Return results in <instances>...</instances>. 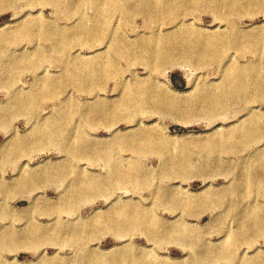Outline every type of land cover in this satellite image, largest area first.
Here are the masks:
<instances>
[{
	"label": "rangeland",
	"instance_id": "obj_1",
	"mask_svg": "<svg viewBox=\"0 0 264 264\" xmlns=\"http://www.w3.org/2000/svg\"><path fill=\"white\" fill-rule=\"evenodd\" d=\"M72 1L68 0V6L78 9V4ZM141 1L127 0V4L129 6L133 5V9H135V7L140 6ZM161 2L158 7L171 8L177 3L175 0H161ZM100 3L105 4V6L108 4L107 0H84L83 3L79 4V7H82L83 14L91 18L92 21L109 15V12L97 7ZM200 4L202 6L200 5L195 10L190 8L192 11L188 8H185V11L177 10L174 13V18H171L172 20H160L158 25L162 29L160 34L168 31L179 33V30L185 28V25L189 26L188 28L191 30L205 31V33L214 36L230 34V31H232V28L229 27V25L231 26L230 20H227V22L224 19L225 22H223L222 15L214 11L205 1ZM241 5L244 6L243 13L240 14L242 17L235 16L237 14L232 17V20L236 21H234L236 27H238L235 30L252 31L262 27L263 31L264 11L247 1H242ZM133 9L129 13L118 11L110 14L107 17L105 29L99 28V25H97L96 35L90 37V39L94 41L100 37L101 44L86 42L76 44V46L74 45L68 49L67 58L70 59L69 61L104 60L103 63L106 62L104 65L106 64L109 73L112 74L105 78L101 76L93 78V88L84 90V92L66 84L61 90V102L63 103L62 108H64L62 110L64 112H61L58 107L60 101L57 98L47 99V92L44 91L45 88H49L47 78H38L44 74L61 75L64 69L58 61H40L37 59L38 64L36 65L31 63V65L18 68V72L12 74L16 78H5V76L0 75V109L15 111L12 105V96H14L15 91L21 92L20 96L22 98L20 97V100L24 99L30 107L27 111L17 109L5 119L4 123L0 122V264H70L71 262L72 264H86L91 257V250L95 248L94 251L103 259L101 264L103 262L104 264H137L138 259L141 260V264L151 261V259L155 264H164L168 260V264H240L241 260L242 263H245L247 260L250 261L251 258L264 259V235L256 229L259 226L257 224L260 222L251 223L250 220L248 221L245 218L246 212L254 207H257L256 211L261 206V209H264V138H258L257 144L256 140L254 141L249 136V143L246 147L241 148L242 145H240L238 146L239 150L236 148L231 153L229 151L231 149H226L224 152L223 147H221V151L209 145L210 140L216 138L218 134L223 135L233 129L246 130L249 126L247 123L254 114H258V117L264 116V97L262 99L257 98L254 102H252L253 100H242L241 102L238 99L229 100L224 111L220 113L222 116L211 115L203 109L199 110L197 108L186 109V107H182L176 111L173 108L171 109L169 105H163L155 113H146V116H139L137 120H143L139 125H137V120L131 121L132 124L123 117H117L112 122L107 123L101 117L95 118L91 112L88 115L86 114V106L95 104L96 100L101 103L107 102L108 105L121 100L123 94L119 90L118 79L114 75L118 70L122 72V77L128 80L130 84L135 81L139 83V81L151 76L149 69L142 64L136 63L134 65V63L129 66L128 61H130L131 56L129 57L124 51H115V45L111 44L121 33L126 39H130L129 41H136L135 43L143 41L144 38H149L151 28H148V22L145 20L146 18L144 19L145 14H140V12ZM30 11L32 14H39L50 20L58 19V21L68 26H75L79 24L80 20L79 15L75 13L68 16V19L62 18L61 13L54 6L47 5L32 8L28 5L27 0H19L12 7L0 13V26L5 25V29H11V26L14 27ZM184 17L186 20H183ZM6 24L8 25L6 26ZM225 29L230 31L227 30V32ZM31 47H33V43L25 38L14 48H18L17 50H23L24 48L23 51L27 53ZM39 47L44 51H52L53 45L42 43ZM231 54L233 56L231 59H216L205 65L195 64V62L190 64L185 60L172 61L164 67L165 69L163 68L164 70H160L161 74L160 72L157 73L158 86L161 87V90L165 87L163 91L170 93L172 96L175 94L174 96L179 97L180 100L188 102L191 99H197L204 88L222 81L223 78L227 77L230 67L242 65L240 63L249 66L258 62L261 72L258 78H262L260 76L264 74V60H262L264 56L260 55V58H258L259 55L253 52L240 56L235 50H232ZM222 61L225 62L221 63ZM179 62L180 64H178ZM182 63H188V65ZM228 66L230 67L228 68ZM158 75L161 76L158 77ZM178 95H181V97ZM70 98L82 105L81 114L69 110ZM252 103L255 104L252 105ZM246 107L247 110H244ZM250 109H253V111H250ZM177 112L179 113L177 114ZM199 112H202L203 115ZM63 114L67 117L66 122L62 118ZM179 114L181 120H185L184 122L180 121ZM91 115L93 117H90ZM49 122H53V129L56 132L62 131L63 128L67 129L68 137L65 136L73 144L75 141L80 143L79 140L83 142L90 138L94 142L95 140L98 141V144H109L110 141L112 143L116 138L132 134L137 128L146 130L149 128L147 131L155 134L153 138L156 140L154 139L155 142L152 140V143L158 144L157 148L161 149L159 151L155 147H151L150 142H148L149 144L147 143L145 146L147 148H145L144 155H141L144 169L152 176L145 178L141 187H135L129 183L118 185L120 183L116 182L115 187L110 189L109 193H101L98 190L96 191L95 188L87 189L85 185L93 183L88 181L95 178L99 181L106 179V186L110 185L114 181L112 175L116 167H127L129 162L131 163L133 160L127 162L120 157H111L112 159L105 158L106 161H100L96 157L98 161L95 162L83 158H72L65 148H61L59 144L40 143L37 139L42 135V127ZM157 137L160 138L161 142L157 140ZM22 139L24 140L22 141ZM24 142H27V145L23 144ZM158 142L162 144L159 145ZM208 146L211 147V151ZM247 147L248 149H246ZM118 151L126 158L133 155L131 151L121 149H118ZM200 151L203 153H200ZM259 167L261 168L259 169ZM30 175L37 177L36 180L33 179L36 183L33 182V184V180H27L28 178L31 179ZM29 181L32 184H29ZM32 185L34 186L32 187ZM147 185L148 187H145ZM165 189L171 190V193H174V198L168 199L166 203H155L157 206L155 212L163 218L165 225L171 226L170 228L167 225L168 228L175 229V231L167 233L164 238L153 239L148 231H145L144 226H133L130 221L124 220L125 224L128 225L121 228L119 226L121 220L109 219L114 213L118 214L115 210L121 203L119 201H125L126 199L132 201V203L135 201L149 204L159 198L157 190L161 192ZM213 192L218 199L211 196V202L209 203L188 208L179 203L181 197L192 194L193 198L200 197L203 199L205 195L208 196V193ZM70 199L73 200L71 206L66 203ZM31 205L32 207L29 208ZM112 221H114L115 226ZM181 221L185 223L184 226ZM59 224H65L68 230L73 226H91L89 229H92L91 233L93 234H90L92 239L89 240L88 237L89 241L86 239L83 242L81 240V242L74 241L75 244L67 242L68 236L66 235L67 238L65 239V234L61 237L59 235L60 238L56 236L53 239L52 237L55 236ZM39 225L41 228L38 227ZM46 229L49 234L48 239L44 241L41 239L40 234L44 230L47 231ZM9 231L23 235L26 233L24 243L20 241V243L14 245L13 241L9 244V247H13L5 248L6 246L4 244L3 246L1 241L4 239L5 232ZM175 232H178V234L175 235ZM179 232L181 235H179ZM187 232L189 234L188 241L184 237ZM61 242L63 247L59 244ZM24 245H26V248L23 247ZM201 246H204V250L200 249L199 252L197 248ZM152 248H154V257L148 258L146 256L147 250ZM87 251L89 253H86ZM197 252L199 253L197 254ZM233 253L236 256L235 259L230 256Z\"/></svg>",
	"mask_w": 264,
	"mask_h": 264
},
{
	"label": "bare ground",
	"instance_id": "obj_2",
	"mask_svg": "<svg viewBox=\"0 0 264 264\" xmlns=\"http://www.w3.org/2000/svg\"><path fill=\"white\" fill-rule=\"evenodd\" d=\"M18 1L19 0H0V13L2 11H4L5 9L12 7ZM175 1L178 4L177 3H176L177 5L174 4L175 6L174 7L172 6L171 8L158 7V5L160 3H162L161 0H142L139 3L140 6L135 7V9H133V5L129 6L127 4V0H107V2H108L107 6H105V4H101V3L99 5H97L98 8L109 12V15L116 13L118 11L129 13L132 9L137 11V12H140V14H142V13L145 14L146 17H144V16L143 17H144V19L146 18L145 20H147V22H148V25H149L148 28H151V31L149 30L151 32L149 38H147V39L144 38L145 40L143 39V41L135 43L136 41L135 42L129 41L130 39H128V38L126 39L121 33V35H118L115 38L114 43L111 42V44L115 45V51H117V52L118 51H124L129 55V57L131 56L130 61H128L129 66L134 64V63H135L134 65H136V63H138L139 65L142 64L147 69H149L151 76L149 78H147V76H149V75H147L146 76L147 79L139 81V83H137L135 81V79H133V81L136 82V84L134 85L135 82L133 84H130L128 80H125L122 77V72L118 70L116 73H114V75L118 79L119 90L123 94L121 100H119L118 102H116L112 105H108L107 102L106 103L97 102V100H96L95 104H90L88 106L85 105L86 109H87V112H86L87 115H88V113L90 114V112H91V114L95 118L101 117V119L105 120V122H107V123L112 122V120L117 118V117H119V118L123 117V119L126 118L127 120H129L127 122H131V121H136L137 118H139V116H141V115L143 116L146 113H151V114L153 112L155 113L156 111L160 110V108L163 105H169V107H171V109L173 108L176 111H178V109H181L182 107H186V109L187 108L188 109L189 108H191V109L197 108L199 110L203 109L206 113H210L211 115L212 114L220 115V113H222L224 111V109L226 108L225 106L229 100L238 99V100H240V102L242 100H248V101L253 100L252 102H254L255 99L256 100H257V98L262 99V97H264V74L260 76L262 78H258V75H260V73H261L258 62L250 64L249 66H246V64L244 66L243 63H240L242 65H235L232 68L230 66H228V68L230 67V69L228 70L229 72L226 75L227 76L226 78H223V80L221 79L222 81H220L216 84H213L210 87L204 88L199 93L197 99H193V100L191 99V101H188V102H184V101H182V99L180 100L179 97L174 96L175 94L172 96L170 93L163 91L165 87L163 88V90H161V87L159 88V86H158L159 83H158L157 78H156L157 73L160 72V74H161L160 70L163 69L168 63H170L172 61L185 60V62L187 61L190 64L192 62H195V64L198 63L200 65H205L206 63H210L216 59H222V58H223V60H224V58L225 59H229V58L231 59V57H233L231 54L232 50L237 51L240 56L246 55V54H248V52H253L256 55H259L258 58H260V55L264 56L263 55L264 54V30L262 31V29H261L262 27L259 28L261 30H259V29L258 30H252V31H247V30L243 31L240 29L235 30L238 27H236L237 26L235 23L236 21L232 20L233 19L232 17L235 14H237L235 16L242 17L240 15L241 13H243V7H244L243 5H241L242 1H244V2L247 1L251 5L254 4L253 6H258L257 8H261L264 11V0H175ZM202 1L203 2L205 1L207 5H210V7L214 11L220 13L222 15L221 17L223 18V19L222 18H220V19H222L223 22H225L224 19L226 21L230 20L229 22L231 23V26L229 25V27L232 28L231 29L232 31L225 29L226 31L227 30L230 31V34H222V35H215L214 36L212 34L210 35L208 33H205V31L202 32L201 30H197V31L191 30L190 28H188L189 26L187 27L186 25H185V28L179 30V33H172L171 31H168V32H165L164 34H160L161 30H162L161 27L158 26L160 20H169V19L172 20L171 18H174L173 17L174 13L177 10L185 11L184 10L185 8H188V9L192 8L193 10H195V9L200 7V5H201L200 3ZM72 2L78 4L77 5L78 9H75L74 7H69L68 6V3H69L68 0H27L28 5L31 6L32 8H35L38 6H47V5L54 6L61 13L62 18L68 19V16H70L73 13L79 15V17H80L79 24H77L75 26L74 25H72V26L64 25L63 23L58 21V19L53 20L51 18L52 20H50L48 18L40 16L39 14H34V13L32 14L31 11L26 16H24V18H22L19 22H17L14 27L11 26V29L10 28L5 29L4 28L5 25L0 26V75L5 76V78H16V76H13L12 74L17 73L18 72L17 70H19L18 68H20L21 66H27L29 64L31 65V63L33 65H36V64H38L37 59H39L40 61H48V60L58 61L64 69V71L61 75L44 74L38 78H47V81H49L48 82L49 88H45V90H44L47 92L46 93L47 99L48 98H50V99L57 98L60 101V105L58 107L61 109V112H64L62 110L64 108H62L63 103L61 102V98H62L61 90L65 87L66 84L72 85L77 90L84 92V90H88L90 88H93V86H92L93 78H96V77L98 78L99 76L105 78V77H108L110 74H112V73H109L107 66H105L106 64L104 65V63H106V62L103 63L104 60L103 61H101V60H95V61L92 60L91 61L90 60V61H86V62H82L81 60H76V61L71 62V61H69L70 59L67 58L68 49H70L74 45L76 46V44H82V43H86V42H91L94 44H99V43L101 44L102 42H101L100 37L96 38L97 40L95 39L94 41H92L90 39V37H93L96 35L95 29H96L97 25H99V28L105 29L107 17L109 16L108 15L105 18H101V19L97 18V19L91 21V18H89L88 16H85L83 14L82 7L81 6L79 7V4L83 3L84 0H73ZM74 3H70V4H74ZM95 4H96V1H95ZM207 8H208V6H207ZM258 10H260V9H258ZM247 13H249V12H247ZM110 17H112V16H110ZM184 19H185V17L183 18V20ZM64 20H66V19H64ZM129 20H131V19H129ZM178 20H180V19H178ZM163 23H161V24L163 25ZM187 23H189V22H187ZM190 24H193V23H190ZM7 25L8 24H6V26ZM262 25H260V26H262ZM169 26H171V25H169ZM117 33H118V31H117ZM25 38H26V40H31V42L33 43V47H31L27 53H25V51H23V50H25L24 48H23V50H17L18 48L17 49L14 48L15 46H17L19 44V42H22V40ZM133 39H134V37H133ZM42 43L52 44L53 45V47L51 48L52 51H44L41 47H39ZM94 47H96V46H94ZM258 58H256V59H258ZM262 60H264V58ZM223 62H225V61H222L221 63H223ZM188 63H182V64L188 65ZM232 63H234V62H232ZM178 64H180V62ZM195 64H194V66H196ZM39 65H41V64H39ZM109 65H111V64H109ZM171 65H169V67H171ZM226 65H230V64H226ZM133 66H131V67H133ZM223 67H225V66H223ZM223 75H224V73H223ZM160 76L158 75V77H160ZM142 78H144V77H142ZM159 79H161V78H159ZM36 83H38V82H36ZM13 94H14V96H12L13 109L15 111H17V109L22 110V111H27L30 107L27 105V102H25L24 99H22V101L20 100L21 92L15 91ZM178 96L181 97V95H178ZM193 96H194V94H193ZM193 98H195V97H193ZM66 103H68V101H66ZM245 103H246V101H245ZM254 104L255 103H252V105H254ZM245 106H248V105L246 104ZM81 109H82V105L79 102L70 98L69 110L72 112H75L76 114H81ZM199 110H197V111H199ZM203 110H202V112H203ZM244 110H247V107ZM250 111H253V109L252 110L250 109ZM14 112L6 111L5 109L1 108L0 109V122L4 123L5 119H7V117H9ZM178 113L179 112H177V114ZM225 113L227 114V112H225ZM180 114H179L180 121H183V120H181ZM92 115L90 117H93ZM201 115H203V114H201ZM220 116H222V115H220ZM187 117H188V115H187ZM62 118L64 121L67 120V117L64 114H63ZM243 120H242V122H243ZM245 120H246V118H245ZM142 121L137 120V125L142 123ZM150 122H152V121H150ZM52 123L53 122H49L44 127H42V129H43L42 135L37 139L40 141V143H43V142L48 143L49 142V143H53V144H56V143L59 144L61 148H63V149L65 148L67 153L72 158H83L87 161H95V162L98 161V159H96V157H98L100 161H106L107 158L109 159L111 157L112 158L113 157L114 158L120 157V158H123L127 162H129V160H133V162H131V163L129 162L127 167H123V166L119 167V168L116 167V169L114 170V173L112 175V179L114 181L112 183L110 182L111 183L110 185L106 186V184H107L106 179L103 181H99V180H97V178H95L92 181L91 180L88 181V182H93V183H87L85 185L87 187V189L95 188L96 191L98 190L101 193L102 192L103 193L104 192L109 193L110 189H113L115 187L116 182L120 183L118 185L129 183L135 187H141V185L144 183V179L150 178L152 176L151 173H149L148 171H146L144 169L142 162H141V155H144L145 148H147L145 146L147 145L148 142H150V144L149 143L148 144L151 147H153V148L155 147V149H157L159 151H161V149L157 148L158 144L152 143L153 142L152 140L155 139V138H153V137H155V134L154 133L152 134V132L147 131L149 128L147 130L143 129V128H137V129H135V131L132 132V134L116 138V140L112 141V143L110 141L109 144H107V143L103 144V145L101 143L98 144L97 143L98 141L96 142V140H95V142H96L95 143L93 141V139H91V138L86 139L83 142L81 140H79L80 143H76V141H75L73 144L67 138L68 137V130L67 129L65 130V128H63L62 131L60 130V131L56 132L53 129L54 124H52ZM93 123H95V122L93 121ZM90 124H92V123L90 122ZM243 124H245V123H243ZM247 124L249 126L246 130H244L245 128L243 127L244 131H241V129H233V130L231 129L232 131H229L223 135L218 134L216 138H213L212 140H210L211 142H209V145L214 147L215 149L221 150V151H222L221 147H223V150L225 149L224 152L226 151V149H231V150H229L231 153L232 150H234L236 148L238 149V146H240V145H242L241 148H243V146L246 147V145H248L247 143H249L248 142L249 136H251L254 139V141L256 140V143L258 144V142H257L258 138L259 139L264 138V116L258 117V114H254L253 117L251 119H249ZM214 136H215V134H214ZM79 138L81 139L82 137H79ZM157 138H158L157 140L160 141V138H162V137L160 136V138L159 137H157ZM209 139H211V138H209ZM23 140L24 139H22V141ZM155 140H154V142H155ZM26 143L24 142L23 144H26ZM160 144H162V143H159V145ZM22 146H24V145H22ZM199 146H200V144H199ZM26 147H29V146H26ZM203 148H205V147H203ZM210 148L211 147H209V150H210ZM118 149H121L123 151H131V152H133V155L129 156L130 158L129 157L128 158L123 157L122 153L120 151H118ZM201 149H202V146H201ZM246 149H248V147ZM24 150H25V148H24ZM20 151L21 150L19 149V152ZM22 152H23V150H22ZM213 152L215 153L214 150H213ZM216 152H218V151H216ZM200 153H203V152L200 151ZM168 154H170V153L168 152ZM172 154H174V153H172ZM215 154H217V153H215ZM218 162H219V160H218ZM256 162H257V160H256ZM256 162L254 161V163H256ZM257 163H259V161ZM247 165H248V162H247ZM180 167H181V165H180ZM261 167H259V169ZM220 168H221V165H220ZM262 172H263V170H262ZM32 176H31V179L28 178L27 180H33V179L37 178V177H34V176L32 177ZM245 176L248 177L249 175H245ZM38 180H40V179H38ZM147 181H148V179H147ZM151 181H149V182H151ZM33 182H34V180L32 181V183ZM32 183L29 181V184H32ZM34 183H36V182H34ZM149 184L151 185V183H149ZM244 184H245V182H244ZM148 185L145 187H148ZM33 186L34 185H32V187ZM245 189L247 190V188H245ZM157 192L156 193H157V195L159 194V198L158 199L156 198L155 202H151V203L148 202L149 204H146L147 202L146 203L144 202L145 203L144 204V203L135 202V201L132 203V201L126 200V199H125V201H119L121 203H119L120 205L115 210V212L118 214H115V213L113 214V212H112L113 215H111L109 217V219H113L114 221H116V220L120 221L121 220L122 222H119V226H121V228H122V226H123V228H125V226L128 225V224H125L124 220L130 221L133 226H136V227L144 226L146 229V230L145 229L144 230L148 231V234L153 239L164 238L167 233H169L171 231H175V229L171 230L170 229L171 226H169L167 224L168 227H170V228H168L167 225H165L163 218L161 216H159L158 213L156 214L155 211H156L157 206L155 205V203H166V201L168 199L174 198V193H171L172 191L168 190V189L162 190L161 192H159L157 190ZM214 192L208 193V196L205 195L206 197L205 196L204 197L206 199L204 197H203V199L200 197H198L196 199V198H193V195L191 194L190 196L181 197V199L180 200L178 199V200L182 206H185L186 208H188V207H192L195 205H200L203 203L211 202V196H212V198L214 196L216 199L217 198V196L215 194L216 192L215 193ZM176 194H177V192H176ZM232 196H233V194H232ZM175 197H177V195H175ZM177 198H179V197H177ZM228 198H230V197H228ZM223 200L225 201L226 199H223ZM72 202H73V200L70 199L66 203H67V205L71 206L70 204H72ZM32 205L29 208H31ZM63 205H64V203H63ZM261 207L257 211H256L257 207H254L253 209H250L249 211H247L245 218L248 221L250 220L251 223L259 221L260 223L257 224L259 226L256 229H258V231L262 235H264V209L263 208L261 209ZM65 209H67V208H65ZM242 209H244V208H242ZM260 212H261V214H260ZM114 221H112L113 225L115 224ZM55 224H58V223H55ZM184 224L185 223L182 222L183 226H184ZM38 227H40V225ZM90 227L79 225V227L73 226L72 228H70L68 230L66 228L65 224H59V226L57 227V230H56V234H54L55 236H53L52 238L54 239L56 236L58 238H60L61 236H64V234H65V236L66 235L68 236V238L66 236L65 239L67 238V240H68L67 242H69L70 244H71V242H73V244H75L74 241L79 242L80 240L83 242V240H85V239L88 240V237L90 240V239H92V237L90 238V234L91 235L93 234V233H91L92 229H89ZM116 227H117V225H116ZM92 228L94 229V227H92ZM36 229H38V228H36ZM53 229H54V226H53ZM258 231H257V233H258ZM45 232H47V233H45ZM54 232H55V230H54ZM246 232H247V230H246ZM181 233H182V230H181ZM181 233L179 235H181ZM248 233H249V231H248ZM41 234H40V237L42 236L41 239L46 241L48 239V234H49L48 230L47 231L44 230L43 233H41ZM176 234H178V232L177 233L175 232V235ZM189 234H190V231H189ZM189 234L187 232L186 235L184 236L187 239L186 241H188ZM191 234H192V232H191ZM236 234H238V233H236ZM236 234H235V236H236ZM59 235H60V237H59ZM25 236H27L26 233L23 235V234L13 233L10 231L7 233L5 232V234L3 235L4 239L1 241V243H2V245L4 244L6 246L5 248H10L13 246L9 247V244L11 242L13 243V241H14V243H13L14 245L17 243H20V241L24 243ZM49 238H51V237H49ZM52 238H51V240L53 241ZM238 238H239V236H238ZM56 240L59 242L58 239H56ZM189 240H191V239H189ZM61 241H63V239H61ZM63 243H65V242H63ZM200 243H202V242H200ZM203 243H205V242H203ZM59 244H61V247H63L62 242ZM26 245H24L23 247L26 248ZM95 249L91 250V255L87 254V255H90L91 257H90V259H88L86 264H101L102 263L101 261H103V259L98 253H96L94 251ZM153 249L154 248L147 250L148 252H147L146 256L148 258H150L151 256H152V258L154 257L153 256V254H154ZM197 249L200 252V249L204 250V246L203 247L201 246ZM199 252H197V254ZM229 252H231V251H229ZM86 253H89V252L87 251ZM230 256H232L234 259L236 257L234 253L231 254ZM258 258L260 259V257H258ZM142 260L145 261L144 259H142ZM180 260H182V259H180ZM137 261H138V262H136L137 264H139V263L141 264L140 259H138ZM241 261H240V264H264V259L257 260L256 258H254V259L251 258L250 261L247 260V262H245V263H242L243 261L242 262ZM167 262H165V263H167ZM146 263L155 264V263H153L152 259H151V261H147ZM146 263H144V264H146ZM70 264H72V262ZM103 264H104V262H103ZM158 264H160V263H158Z\"/></svg>",
	"mask_w": 264,
	"mask_h": 264
}]
</instances>
